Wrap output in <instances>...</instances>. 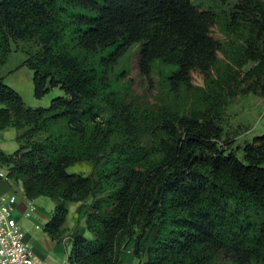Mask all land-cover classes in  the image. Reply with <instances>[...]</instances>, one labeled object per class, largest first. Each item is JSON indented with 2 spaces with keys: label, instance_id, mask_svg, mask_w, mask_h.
<instances>
[{
  "label": "trees",
  "instance_id": "trees-1",
  "mask_svg": "<svg viewBox=\"0 0 264 264\" xmlns=\"http://www.w3.org/2000/svg\"><path fill=\"white\" fill-rule=\"evenodd\" d=\"M221 1L0 0V66L14 41L31 42L35 96L65 90L32 106L0 76V130L19 141L0 148V167L55 201L53 239L69 203L91 198L92 236L71 234L68 264L122 263L131 240L142 264H264V132L240 156L221 120L231 97L264 95V0ZM134 45L150 85L167 65L169 92L197 103L138 100L116 69ZM81 161L95 172L68 170Z\"/></svg>",
  "mask_w": 264,
  "mask_h": 264
},
{
  "label": "rangeland",
  "instance_id": "rangeland-1",
  "mask_svg": "<svg viewBox=\"0 0 264 264\" xmlns=\"http://www.w3.org/2000/svg\"><path fill=\"white\" fill-rule=\"evenodd\" d=\"M195 1L197 3L204 1L212 5L217 4L222 8L228 6V4L226 5V3H223L221 0ZM28 48L35 49L36 46L28 41H14L12 43V50L6 62L0 66V76H3L7 83L16 88L23 95L28 104L32 106L49 105L53 97L65 94V90L60 86H54L51 87L44 96H35L33 69L23 63L27 56L26 49ZM137 58L138 47L137 45H134L120 59L116 69L127 68L129 70L132 94L138 100L148 101L153 105L180 103L181 106H189L193 103H197L198 100H196L195 93L188 94L184 97L179 96L178 98L169 92L165 80L162 77V71L167 72L169 69L167 65L161 63L156 64V73L154 74L153 84L150 85V82L139 72ZM196 82L200 84L202 80L197 78ZM221 120L225 130L224 138L227 139L225 145H230L233 149H236L241 156L243 144L246 141L251 140L256 134L264 132V95L250 92L231 97L223 109ZM94 169L93 164L89 161L76 162L68 166L69 171L82 172L85 174L94 173ZM74 205L75 204L73 203L70 205L71 211L68 217L69 223H77L76 221L78 220V217L75 216L73 211L75 207ZM44 207L48 210L47 206L44 205ZM43 220V217H40V219L30 218L28 221L32 222L35 229L43 230L42 224L45 222ZM38 222L39 226H36ZM23 227L26 230L30 225L23 222ZM86 235L91 237L92 233L87 231Z\"/></svg>",
  "mask_w": 264,
  "mask_h": 264
},
{
  "label": "crops",
  "instance_id": "crops-1",
  "mask_svg": "<svg viewBox=\"0 0 264 264\" xmlns=\"http://www.w3.org/2000/svg\"><path fill=\"white\" fill-rule=\"evenodd\" d=\"M17 132L18 130L14 126H9L5 129L0 130V148L7 152L14 151L19 146V141L16 137ZM0 170L5 173L6 167L2 166L0 167ZM4 193L17 194L18 201L14 206L13 212L14 215L18 217V219L25 222L27 225H30V227L26 228V242L33 248L37 257L49 264H64V261L67 259V256L71 250L72 233H83L86 235L87 231H90L86 227L84 214L89 207L91 198L69 203V213L71 211V203L75 204L73 211L75 216L78 217V220L76 221L77 223H69L68 213V217L64 223V240H57L53 239L44 229H35L32 222L28 221L30 218L40 219V217H43V221L46 222L51 217L55 206V201L53 199H49L51 197L41 195L35 198H29L25 193V189L21 179L15 180L7 178L6 176H2L0 177V195ZM30 204L35 205V211L31 215V217H26L24 212ZM44 205L48 207V210L45 209ZM45 222H43L42 228ZM134 249L135 242L134 240H131L121 254L122 263L142 264V261L147 257V253L145 252L142 258H138L135 255Z\"/></svg>",
  "mask_w": 264,
  "mask_h": 264
},
{
  "label": "built area",
  "instance_id": "built-area-1",
  "mask_svg": "<svg viewBox=\"0 0 264 264\" xmlns=\"http://www.w3.org/2000/svg\"><path fill=\"white\" fill-rule=\"evenodd\" d=\"M0 175L4 176L5 173L0 170ZM17 201L16 193L0 195V264H49L37 257L33 248L26 242L23 222L13 212ZM34 211L35 205L30 204L24 214L31 217ZM64 264H68L67 259Z\"/></svg>",
  "mask_w": 264,
  "mask_h": 264
}]
</instances>
